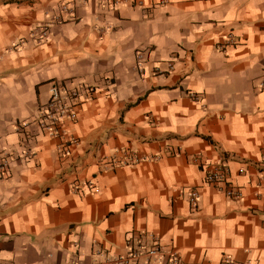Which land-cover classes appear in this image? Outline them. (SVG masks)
Listing matches in <instances>:
<instances>
[{
    "label": "crops",
    "instance_id": "0c3cea01",
    "mask_svg": "<svg viewBox=\"0 0 264 264\" xmlns=\"http://www.w3.org/2000/svg\"><path fill=\"white\" fill-rule=\"evenodd\" d=\"M55 84L95 89L66 155L36 127ZM0 152V264L153 238L184 264H264V0H0Z\"/></svg>",
    "mask_w": 264,
    "mask_h": 264
},
{
    "label": "built area",
    "instance_id": "2783aa9c",
    "mask_svg": "<svg viewBox=\"0 0 264 264\" xmlns=\"http://www.w3.org/2000/svg\"><path fill=\"white\" fill-rule=\"evenodd\" d=\"M169 0H157L159 5H166ZM138 5H142V2H138ZM64 9V8H63ZM48 30L46 27H41L36 30V35L41 38H46ZM136 67L138 71H143L144 66L143 56L141 53L136 54ZM169 70H172V66H168ZM154 72L160 74L159 68L154 67ZM95 89L90 86L80 84L76 87H70L67 84H55L50 88V95L48 101L42 106L39 117L36 120V127L38 130L45 134L47 137L53 140H58L60 145L57 146V150L62 155H66L68 148L75 147L79 144L78 139L68 130L69 126H73L78 121L77 106L90 99ZM191 97L198 101L195 94H191ZM25 158H30V153L25 152L23 154ZM13 157L9 154L0 152V175L8 170ZM136 161V160H135ZM129 163L131 161H128ZM112 164H119L112 162ZM127 165V162L123 163ZM243 170H240L242 173ZM226 177V169L216 166L207 177V184L213 185L217 182H222ZM89 186V185H87ZM227 197L239 198L238 192L231 190L225 193ZM198 190H190L187 194L188 203L192 208L197 207L198 202ZM165 258V264H184L179 259L176 252L170 251L164 253L163 247L158 243L157 239H152L151 246H144L138 244L133 247L127 254L123 256H116L113 258H106L103 264H137L139 262L155 264H161V259ZM222 264H238L230 259H224Z\"/></svg>",
    "mask_w": 264,
    "mask_h": 264
}]
</instances>
